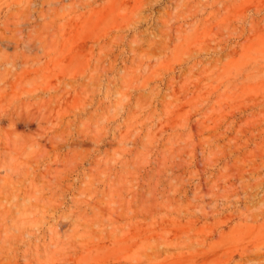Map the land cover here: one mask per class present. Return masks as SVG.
Returning a JSON list of instances; mask_svg holds the SVG:
<instances>
[{"label": "rangeland", "instance_id": "rangeland-1", "mask_svg": "<svg viewBox=\"0 0 264 264\" xmlns=\"http://www.w3.org/2000/svg\"><path fill=\"white\" fill-rule=\"evenodd\" d=\"M263 212L264 0H0V264H264Z\"/></svg>", "mask_w": 264, "mask_h": 264}, {"label": "bare ground", "instance_id": "bare-ground-1", "mask_svg": "<svg viewBox=\"0 0 264 264\" xmlns=\"http://www.w3.org/2000/svg\"><path fill=\"white\" fill-rule=\"evenodd\" d=\"M262 196V195H261ZM258 213H259V211H258ZM263 214H264V212H263ZM259 253V252H258ZM262 253H264V251L262 252ZM264 257V256H263Z\"/></svg>", "mask_w": 264, "mask_h": 264}]
</instances>
